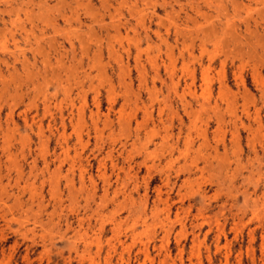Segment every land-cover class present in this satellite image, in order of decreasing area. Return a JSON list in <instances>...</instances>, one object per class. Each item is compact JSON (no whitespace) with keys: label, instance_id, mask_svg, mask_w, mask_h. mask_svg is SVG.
I'll return each mask as SVG.
<instances>
[{"label":"rangeland","instance_id":"obj_1","mask_svg":"<svg viewBox=\"0 0 264 264\" xmlns=\"http://www.w3.org/2000/svg\"><path fill=\"white\" fill-rule=\"evenodd\" d=\"M0 264H264V0H0Z\"/></svg>","mask_w":264,"mask_h":264},{"label":"bare ground","instance_id":"obj_2","mask_svg":"<svg viewBox=\"0 0 264 264\" xmlns=\"http://www.w3.org/2000/svg\"><path fill=\"white\" fill-rule=\"evenodd\" d=\"M190 88V87H189ZM209 104V103H208ZM217 112V111H216ZM216 114V113H215ZM235 114V113H234ZM219 115V114H218ZM234 118V117H233ZM234 123V122H233ZM255 157V156H254ZM82 176V175H81ZM187 182V181H186ZM159 195V194H158ZM254 208V207H253ZM227 259V258H226Z\"/></svg>","mask_w":264,"mask_h":264}]
</instances>
